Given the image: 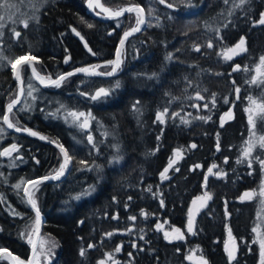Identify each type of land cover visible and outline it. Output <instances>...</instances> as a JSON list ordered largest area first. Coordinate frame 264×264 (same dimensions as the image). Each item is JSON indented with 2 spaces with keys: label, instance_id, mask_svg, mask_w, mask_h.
<instances>
[{
  "label": "trees",
  "instance_id": "16d2710c",
  "mask_svg": "<svg viewBox=\"0 0 264 264\" xmlns=\"http://www.w3.org/2000/svg\"><path fill=\"white\" fill-rule=\"evenodd\" d=\"M84 2L33 0L31 9L18 19L35 14L38 20L30 21L27 29L21 23L3 22L0 51L14 59L31 50L40 61L34 64L36 69L51 77L74 67L112 60L121 33L136 24L137 16L130 13L116 20L101 21L86 12ZM101 2L112 10L139 4L146 13L144 29L124 45L120 72L105 79L71 76L60 88H42L24 67V86L31 80L40 87L39 99L30 112L14 110L10 116L14 124L18 121L17 126L63 143L74 157L71 171L62 180L42 183L36 190L37 205L45 218L41 238H49L57 244L49 264H98L101 260L104 264H112L113 260L116 264H199L200 256L208 264H228L224 251L228 228L239 245L235 264H256L258 247L252 228L264 173L258 163L254 162L249 169L247 162L237 164L236 160L245 146L244 141L249 139L245 108L254 106L249 104L248 97L264 101V83H249L256 75L259 57L264 55V25L254 23L264 12V0H247L240 7H236L240 0L226 3L225 0H166L163 5L159 0ZM167 3H172L173 8H167ZM225 24L229 26L224 28ZM216 29L221 30L223 41L217 38ZM14 31L21 32L19 39L15 38ZM241 36L246 38L248 51L225 61L219 53L234 45ZM209 40L214 43L212 49L207 48ZM82 41L87 43V48ZM196 45L201 51L195 50ZM169 53L172 54L170 60L167 59ZM66 56L70 57L68 63H65ZM235 65H240L241 69L233 72ZM109 69L110 66L100 68L101 71ZM116 81L120 82L119 88H114ZM101 87L114 90L98 101L79 94H94ZM236 87L240 88L239 98ZM16 90L10 66L6 60L0 62L2 127L5 105L15 97ZM197 92L203 100L194 99ZM213 94L215 108L211 106ZM225 97L230 101L227 104ZM137 102L140 112L133 108ZM205 103L208 109L204 108ZM61 104L67 106V110L90 112L94 118L90 128L81 133L65 123L62 116L46 118L45 112L40 110L52 112ZM164 108L169 110L166 122L154 123L156 112ZM229 108L233 118L221 127L220 117ZM174 112L191 122L182 124L180 116H171ZM199 116L211 118L205 122L197 119ZM4 129L0 150L18 143L20 150L13 158L21 156L22 160L0 157V248H7L25 259L30 245L28 233L33 234L35 215L25 202L23 183L55 173L62 156L52 145ZM88 131L94 136L99 151L87 144ZM105 131L109 135L105 136ZM256 134L264 135V121L258 118ZM193 143L196 148L190 147ZM113 145H118V150ZM177 148L182 150L183 158L169 169L168 179L162 181L160 172ZM253 154L264 158V149L257 147ZM117 156L121 159L114 161ZM225 157L229 158L227 164ZM80 160H86L92 169L98 165L99 170L77 171L84 167ZM13 162L15 167H10ZM197 164L202 167L191 171ZM213 164L217 165L214 172L222 170L226 175H209L204 187V175ZM16 184L22 187L16 189L13 187ZM90 186L94 188L90 195L74 199ZM205 191L212 199L197 220L194 236L189 237L184 228L186 210L191 199ZM246 191H255L256 195L251 200L241 201L239 198ZM161 199L164 207L160 206ZM226 202L228 216H225ZM130 216L137 219L131 221ZM158 223L163 226L160 231L156 229ZM173 227L184 232V240L168 242L164 239V231L171 233ZM109 232L113 233L111 237L105 235ZM21 233H24L23 238ZM133 243L137 247L134 248ZM88 244L94 247L88 249ZM117 245L121 246L119 253L115 252ZM81 248L86 251L84 257L79 254ZM193 250L197 259L189 263L185 257ZM106 253L112 254V258ZM0 264L8 262L0 260Z\"/></svg>",
  "mask_w": 264,
  "mask_h": 264
},
{
  "label": "snow or ice",
  "instance_id": "6c2138e0",
  "mask_svg": "<svg viewBox=\"0 0 264 264\" xmlns=\"http://www.w3.org/2000/svg\"><path fill=\"white\" fill-rule=\"evenodd\" d=\"M227 0H225V3ZM160 4H165L166 0H159ZM247 3V0H240V4L236 7H240L241 5H244ZM97 7L101 8V12H97V16H100L102 13L104 14L105 18L107 19H116L121 17L124 13H136L137 19H136V25L135 27H132L129 31H125L123 35L121 36V39L119 41V44L116 47L115 50V58L112 60H107L104 62L103 65H92L89 67H80L75 68L73 71L60 74L55 79L49 77L41 76L38 72L34 64L40 63L38 56L33 55L31 50L26 53L23 56H16L14 59H10L3 55V52L0 51V62L7 61V64L11 68L12 76L14 80L17 82L18 85V91L15 94V98L11 99L9 103L6 105V109L4 111V115L2 117L3 124L7 126V129H15L16 132H26L31 136H38L41 140H47L48 138L45 136L40 135L38 132L33 131L30 128L27 127H21L17 126L18 121L16 124H14L10 120V116L14 114V110L17 112H30L32 108L34 107L35 102L39 99V93H40V87L33 84L30 80L27 84V86H24V80L22 78V70L25 65L28 67H31L32 69V77L35 81L39 82V85L43 87H55L60 88L62 83L68 79L69 77L76 75L77 73H83L84 75L88 77H95V76H104V77H113L117 72L121 70L122 64H123V47L125 45L126 40L132 36L134 33L140 32L142 30L141 26L146 23L144 18V8L141 7L139 4H135L128 7L120 8L117 11H112L109 8L103 7V5H100L97 3ZM167 8L172 9L173 4L167 3ZM4 10L8 13L7 20L11 21L13 24L21 23L23 24L24 28L27 29L29 27V23L32 20H38V17L33 14L31 16H26L23 19H14L13 13L11 9L15 7V5L11 4H5L3 6ZM89 7H93L92 0H89ZM231 14V13H230ZM149 15H151V9H149ZM5 19L4 16L0 15V29H3L5 27L3 20ZM230 23V22H229ZM254 23H258L260 25H264V12L260 13V18L258 21H255ZM157 25H159V18L157 17ZM119 27V25H117ZM229 25L225 24L223 27L227 28ZM91 27V25H89ZM73 32H76V29H72ZM216 36L220 41L224 40V37L221 35V30L216 29ZM112 33H109L111 35ZM76 35H80L79 32H76ZM3 36V32L0 31V37ZM15 38L19 39L21 37L20 31H14ZM83 39V37H81ZM85 47L87 48L88 45L85 42ZM214 47V43L212 40H209L207 44V48L212 49ZM195 50L197 52L201 51V48L199 45L195 46ZM88 51L92 53L93 55H96V53L92 52L91 48H88ZM248 51L246 46V38L244 36H241L240 39L232 46L226 47L219 55L223 57L225 61H231L234 57L246 53ZM172 54L169 53L167 59H171ZM70 60L69 56L65 57V63H68ZM108 66L111 67L110 71H100V68H107ZM241 69L240 65H235L232 69L233 72L239 71ZM256 73L257 75H254L249 83L251 84H258V83H264V55H261L259 57V63L256 65ZM245 71H247V68H245ZM156 74L153 73V76ZM152 77H149L151 79ZM233 85H235V81H232ZM120 82L116 81L114 88H119ZM114 88H99L96 90L94 94L86 93V92H80L79 94L82 96H85L86 98H89L91 101H98L102 98L108 97L112 94V91ZM235 92L237 93V98H239V92L240 88L236 87ZM196 98L199 100H203L204 97L200 94V92L196 93ZM249 104L254 106L253 107H246L245 112L248 113V125H249V139L244 141V147L241 150L240 156L237 158L236 163L242 164L247 162V166L249 169L253 168V164L258 163L260 165V171L261 173H264V158H261L260 156H254V149L259 147L260 149H264V135L257 136L256 134V127H257V118L261 121H264V101H258L257 99L249 96L248 97ZM224 102L227 104L229 103V99L227 97L224 98ZM139 102H137V105H134L133 108L135 111L140 112V109L138 107ZM195 106V105H194ZM212 108L216 107V97L215 94H213L212 102H211ZM198 107V106H195ZM209 105L207 103L204 104V108L208 109ZM42 112H45L46 118L51 117L53 119H60L61 116L63 117V120L65 123L70 124V126L77 128L80 130L81 133L86 132L90 128V122L92 119H94L90 112L85 113L84 111H78V110H67V106L61 104L59 108H57L55 111L47 112L45 109H40ZM169 110L168 108H164L163 111H157L155 116L154 123H160L164 124L166 122L165 117L166 114H168ZM171 116L173 118L180 116V113H171ZM211 117L210 116H199L197 119L203 120L207 122ZM233 118L232 116V110L229 108L228 112L224 113L220 117V126L223 127L224 124L227 122V120H231ZM182 124H189L191 121L188 119H185L183 116H180ZM5 129L4 127L0 126V139H3ZM105 136L109 135L107 131L103 133ZM160 138L157 137V140ZM55 144V146L59 149L61 156H62V162L59 164V169L55 172L54 175L51 176H43L37 179H29L23 183V194L25 199V202L30 205V207L35 211V228L34 231L36 233H39V224L41 220L40 216V210L37 205V200L35 198L36 190L39 188V186L48 180H59L61 177L65 176L67 172L71 171L70 165L73 163L74 157L73 155L69 154V150L65 147L63 143H59L57 141H51ZM77 144L82 143V141H76ZM87 144L91 146L92 149L99 151V147L95 142L94 136L91 134L90 131L87 132ZM113 147L119 148L118 145H113ZM191 148H196V144L190 145ZM217 151L220 150V144L219 140L216 145ZM20 150V146L18 143H13L9 145L8 147H4L2 150H0V157H10L13 158L14 153H18ZM183 158V152L181 149L177 148L173 150V156L169 159L168 165L163 169V171L160 172V179L167 180L168 179V172L169 169H172L174 165L177 164L179 160ZM14 160H22L21 156H16L13 158ZM35 159V157H33ZM121 159V157L117 156L114 158V161H118ZM114 161H110L114 162ZM229 161L228 157H225L224 163L227 164ZM39 163V161H36ZM79 163L83 165L84 167L81 169H77V171H83V170H99V166L97 165L95 169L88 167V162L86 160H80ZM10 167H15V163H10ZM202 165L197 164L194 165L191 171H194L197 168H201ZM217 165L213 164L207 169V172L204 175V187L207 186V181L209 179V175H215L217 177L225 176L226 173L224 171H216L214 172L213 169L216 168ZM178 171V169H177ZM252 172H249V175H251ZM16 189H20L22 187L21 184H16L13 186ZM151 187H149L148 191H151ZM94 191V188L91 186L87 189H84L80 194L74 197V199H80L81 196H87L90 195ZM155 196L156 193H153ZM256 195L255 191H246L244 192L241 197L239 198L241 201L245 200H251L253 196ZM261 197H264V182L261 184V191L259 193ZM211 195L205 191L202 196L195 197L191 204L188 207L187 210V225L186 229L187 232L190 234H194L195 232V220L196 216L200 213L202 209H205L208 205L209 200H211ZM0 200H2V197H0ZM113 200H115V197H113ZM129 200H131V197H129ZM261 203L264 204V199L261 200ZM160 206L164 207V201L163 199L160 200ZM127 207V205H126ZM141 215L145 216L143 210H141ZM229 213L227 211V202L225 204V216H228ZM113 219H118V216H113ZM137 219L136 216H130L129 220L135 221ZM83 223V221H81ZM167 223V221H165ZM162 225L159 223L156 225L157 231H160L162 229ZM227 227V226H226ZM128 231H131V229H128ZM252 232L256 233V242L259 244L260 248V264H264V231H260L259 226L253 227ZM164 239L168 242H172L173 240H184L185 234L181 231L178 227H173L172 232L164 231ZM108 237H111L113 235L112 232L105 234ZM22 238L24 237V233H21ZM141 240L144 239V236L140 237ZM27 243L32 246L33 254L29 258L27 262L21 260L19 257L12 256V253L9 252L7 249H0V253H6L8 257H11L14 264H41V258H43L44 264H49L52 257L55 255L54 249L57 247V244L53 240H40L39 246H37V243L32 238V233H28ZM88 249H92L94 247L93 244H88ZM133 247H137L135 243H133ZM239 245L237 243V239L232 235V231L230 228H228V239L225 241L224 245V251L227 256L228 264H235L237 260V254H238ZM121 251V246L117 245L115 252L119 253ZM179 251V249H177ZM193 250L189 255L185 257L186 260L193 261L194 259H197L194 256ZM81 257H84L86 255L85 249L81 248L79 252ZM108 256L109 259L112 258V254H105ZM131 256L132 254L129 253ZM199 264H208L207 260L203 258V256H200L198 258ZM98 264H104V261L101 260L98 262ZM112 264H116V261L113 260Z\"/></svg>",
  "mask_w": 264,
  "mask_h": 264
},
{
  "label": "water",
  "instance_id": "95a60500",
  "mask_svg": "<svg viewBox=\"0 0 264 264\" xmlns=\"http://www.w3.org/2000/svg\"><path fill=\"white\" fill-rule=\"evenodd\" d=\"M92 3H93V7L92 8H90L89 7V0H85V2H84V6H85V10H86V12L89 14V15H91L92 17H94V18H96V19H99V20H101V21H110V20H115V19H107V18H105V16H104V14L102 13L100 16H97V12H101V8L100 7H97L96 5H97V3H99L100 5H103L102 4V2H101V0H92ZM132 5H135V4H130V5H126V6H124V7H128V6H132ZM141 6V5H140ZM103 7H105V8H109V7H107V6H105V5H103ZM142 7V6H141ZM123 8V7H122ZM110 9V8H109ZM112 10V9H111ZM117 10H119V9H117ZM117 10H112V11H117ZM127 14H130V13H124L121 17H123V16H125V15H127ZM131 14H134V15H136V13H131ZM121 17H119V18H121ZM119 18H116V19H119ZM144 18H145V21H146V13H145V11H144ZM146 24V23H145ZM145 24L144 25H142L141 26V28H142V30L144 29V27H145ZM132 27H135V25L134 26H132ZM131 27V28H132ZM131 28H129V29H127V30H125V31H129ZM141 30V31H142ZM125 31H123L122 33H121V35H120V37H119V39H118V41H117V43H116V46H115V50H116V47H117V45L119 44V41H120V39H121V36L123 35V33L125 32ZM140 31V32H141ZM140 32H137V33H134L132 36H135V35H137L138 33H140ZM132 36H130L129 38H131ZM128 38V39H129ZM127 39V40H128ZM127 40H126V42H127ZM125 42V43H126ZM82 43H83V45L85 46V43H84V41H82ZM23 56V55H22ZM115 58V51H114V55H113V58L112 59H114ZM93 64H88V65H85V66H78V67H74V68H72V69H70V70H68V71H65V72H63V73H61V74H64V73H68V72H71V71H73L75 68H80V67H89V66H92ZM96 65H103V63H98V64H96ZM24 67H26V69H27V71L29 72V74H30V76L32 77V69H31V67H28L27 65H25ZM11 69V68H10ZM111 70V67H110V69L108 70V71H110ZM38 72V71H37ZM120 72V71H119ZM119 72H117L113 77H115ZM39 73V72H38ZM11 74H12V72H11ZM41 76H44V77H48V76H45V75H43V74H41V73H39ZM60 75V74H59ZM76 75H78V76H85V77H88V76H86V75H84L83 73H77ZM76 75H73V76H76ZM57 77V76H56ZM56 77H51V78H53V79H55ZM95 77H97V78H103V79H105V78H111V77H104V76H95ZM12 78H13V76H12ZM32 79H33V77H32ZM13 80H14V78H13ZM33 81L38 85V86H40V87H42V88H47V87H43V86H41V85H39V82L38 81H35L34 79H33ZM14 82H15V84H16V86H17V91L19 90L18 89V85H17V82L14 80ZM16 91V92H17ZM96 92V91H95ZM94 92V93H95ZM15 98V97H14ZM13 98V99H14ZM194 99L195 100H199V99H197L196 98V95L194 96ZM10 102V101H9ZM8 102V103H9ZM7 105V104H6ZM6 105H5V109H6ZM5 109H4V111H5ZM4 115V114H3ZM2 122H3V120H2ZM4 125V124H3ZM4 127L7 129V126L6 125H4ZM8 131H10V132H12V133H14V134H18V135H21V136H25V137H29V138H33V139H37V140H40L41 142H44V143H46V144H49V145H52V146H54L58 151H59V149L55 146V144L54 143H52L50 140H41L38 136H31V135H29L28 133H26V132H16L15 131V129L13 128V129H7ZM39 133V132H38ZM40 134V133H39ZM40 135H42V134H40ZM43 136V135H42ZM60 152V151H59ZM61 154V153H60ZM68 173V172H67ZM66 173V174H67ZM55 173H53V174H50V175H45V176H51V175H54ZM66 176V175H65ZM65 176H63V177H61L59 180H48V181H45V182H43V183H52V182H58V181H60V180H62ZM40 177H43V176H39V177H36V178H33V179H37V178H40ZM24 195V194H23ZM25 198V197H24ZM195 198V197H194ZM194 198H192L191 199V201H190V204H191V202H192V200L194 199ZM26 199V198H25ZM209 202H210V200H209ZM208 202V203H209ZM189 204V205H190ZM28 205V204H27ZM28 207H29V209L32 211V213L35 215V211L30 207V205H28ZM189 207V206H188ZM187 210H188V208H187ZM187 210H186V219H185V225H184V228H185V230H186V233H187V235L189 236V237H193L194 236V234H195V232H194V234H190V233H188L187 232V229H186V225H187ZM203 210L204 209H202L201 211H200V213L196 216V220H195V230H196V223H197V220H198V218H199V216H200V214L203 212ZM40 216H41V220H40V224H39V233H36L35 231H33V235H32V238H33V240L37 243V246H38V244H39V240H40V237H41V232H42V229H43V223H44V215L40 212ZM35 228V227H34ZM0 249H7V248H0ZM9 252H11L9 249H7ZM12 253V252H11ZM32 254H33V250H32V246L30 245L29 246V250H28V253H27V256H26V259L24 260L25 262H27L28 260H29V258L32 256ZM12 256H16L15 254H13L12 253ZM16 257H18V256H16ZM0 260H6L7 262H8V264H14V262H13V260H12V258L11 257H8L7 256V254L6 253H0Z\"/></svg>",
  "mask_w": 264,
  "mask_h": 264
},
{
  "label": "rangeland",
  "instance_id": "374dc122",
  "mask_svg": "<svg viewBox=\"0 0 264 264\" xmlns=\"http://www.w3.org/2000/svg\"><path fill=\"white\" fill-rule=\"evenodd\" d=\"M32 3H33V0H0V6H3L5 4L15 5V7L11 9L14 19H17L25 15L28 12V9H31V6L33 5ZM0 15L5 17L3 22L9 21L7 20L8 13L4 10L3 7H0ZM262 199H264V197H261L259 195V199H258L259 201L257 202L258 205H257V210H256V215H255V225H254V227L259 226L260 231H264V204L261 203ZM10 212L13 213L14 215L13 210L10 209ZM253 235H254V242H256V233H253ZM40 240H50V239L40 237ZM256 245L258 247V260L256 264H260V248H259L258 242H256ZM41 264H44L43 258H41Z\"/></svg>",
  "mask_w": 264,
  "mask_h": 264
},
{
  "label": "flooded vegetation",
  "instance_id": "af4514ba",
  "mask_svg": "<svg viewBox=\"0 0 264 264\" xmlns=\"http://www.w3.org/2000/svg\"><path fill=\"white\" fill-rule=\"evenodd\" d=\"M257 24H258V23H256V25H257ZM194 260H195V259H194ZM194 260H193V261H189V260H187V261H188L189 263H190V262H192V263H193V262H194Z\"/></svg>",
  "mask_w": 264,
  "mask_h": 264
},
{
  "label": "bare ground",
  "instance_id": "6f19581e",
  "mask_svg": "<svg viewBox=\"0 0 264 264\" xmlns=\"http://www.w3.org/2000/svg\"><path fill=\"white\" fill-rule=\"evenodd\" d=\"M33 131H35V130H33ZM33 179V178H32ZM186 231V230H185Z\"/></svg>",
  "mask_w": 264,
  "mask_h": 264
}]
</instances>
